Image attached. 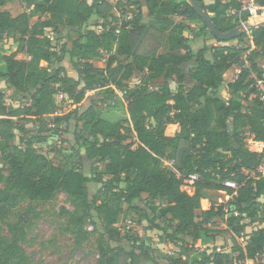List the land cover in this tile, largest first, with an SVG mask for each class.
<instances>
[{
	"label": "trees",
	"instance_id": "obj_1",
	"mask_svg": "<svg viewBox=\"0 0 264 264\" xmlns=\"http://www.w3.org/2000/svg\"><path fill=\"white\" fill-rule=\"evenodd\" d=\"M197 1L222 33L250 20L241 12L244 0ZM8 2L0 0V35L11 34L18 50L2 58L1 79L27 104L7 107L0 94V264H28L23 245L32 204L49 203L58 193L66 194L74 207L73 212L63 208L60 215L78 246L91 236L86 225L100 221L98 264L154 262L149 240L121 228L124 212H144L137 205L143 196L156 214L149 218L143 213L150 222L147 231L162 232L165 242H186L168 257L170 264H235L264 253V227L245 234L248 226L264 224V147L250 144L264 143V104L253 87L254 77L264 75L263 26L223 42L187 0H118L115 6L107 0H27L29 10L16 17L2 10ZM256 2L264 6V0ZM125 5L131 16L120 21L115 12ZM190 24L201 27L192 30ZM187 31L192 37L184 35ZM48 32L66 39L60 51ZM208 37L219 47L209 46ZM251 48L245 67L243 58ZM105 53L106 67L96 68L92 61ZM21 54L24 60L17 59ZM236 67L240 74L228 85L231 99L226 102L219 96L225 75ZM136 74L144 77L132 88L129 82ZM159 81L162 86L152 89ZM97 88L96 97H89ZM58 93L67 97L61 115H56ZM119 103L125 104V117L112 113ZM103 105L112 109L102 112ZM73 119L81 125L75 138L93 164L91 177L70 162L73 155L59 151L67 158L62 166L37 150ZM30 124L39 125L37 135L26 129ZM52 124L56 128L43 135ZM17 132L22 134L18 145ZM168 160L174 161V170ZM192 176L198 179L190 194L185 182ZM227 181L239 188L225 186ZM90 183L99 187L92 198ZM212 192L225 193L226 202L216 205ZM207 198L212 207L204 211ZM24 203L25 214L11 222ZM214 218L232 234L233 253L194 248L199 240L204 245L213 240L207 226ZM124 241L129 248L122 246Z\"/></svg>",
	"mask_w": 264,
	"mask_h": 264
},
{
	"label": "rangeland",
	"instance_id": "obj_2",
	"mask_svg": "<svg viewBox=\"0 0 264 264\" xmlns=\"http://www.w3.org/2000/svg\"><path fill=\"white\" fill-rule=\"evenodd\" d=\"M92 2L93 0H87ZM112 3L113 6L116 5L118 0H107ZM125 0H122V3ZM124 4V3H123ZM4 11H8L12 14V16L16 17L26 11L29 10L27 0H9L7 5L2 9ZM116 17L122 21L124 18H129L131 16V9L127 7V5L121 7L115 12ZM34 19L33 21H35ZM200 28L201 26H197ZM197 28V29H198ZM51 37L54 38L53 46L57 51L65 45L66 39L60 35H52L51 32L47 33ZM189 36V34H186ZM73 39L77 38V34L71 33ZM192 37V35H191ZM212 43H216V41L211 38ZM18 50V47L15 45L12 35L9 33L0 35V94L6 96V106H18L25 105L27 102L20 96L15 98L14 89L9 87L5 82L1 79V73L3 71L4 63L2 58L4 56L11 55ZM161 52L165 51V48L160 50ZM18 60H24L25 55L21 54L17 57ZM108 59V54H104L103 57L99 59H94L92 63L98 69H104L106 67V61ZM264 64V62H263ZM66 66L68 72L71 76L77 78V73L69 64V61H66ZM264 66V65H263ZM52 69V67H51ZM240 70L237 67L233 68V70ZM232 70V69H231ZM234 72L232 74L225 75L226 85L223 91L220 93V98L226 102L231 99V92L229 90L228 85L232 83L231 81L234 79ZM238 72L237 74H239ZM238 76V75H237ZM142 74H136L135 77L129 82L132 88L139 86L143 80ZM163 81H159L152 86V89H156L161 87ZM173 89L177 87L175 83H171ZM188 86H191L192 83L189 81ZM100 88H97L94 91L89 92V97H96ZM67 97L64 100L66 101ZM124 103H119L118 106L113 108V115L125 117L124 112ZM87 103L82 104L81 109H85ZM68 107V106H67ZM72 109L74 106L71 107ZM109 109L106 105L101 106L100 111L107 112ZM64 110V109H63ZM26 129L29 131L31 135H37L39 132V125H26ZM79 127L77 126L76 121L73 119L69 127L66 129L65 125L60 130V133L54 137H51L50 141L45 145H38L37 150L45 154L47 157L52 159L55 165L66 164V159L64 156L60 155L59 151H64L66 156L73 155V158L69 159L72 164H74L77 169L82 171L87 176L91 177L93 174V164L89 162L85 158V150L81 147V142L77 141L75 138V132L79 133ZM46 131L43 135L47 134L48 129L51 128V125H48L45 128ZM51 132H48L50 135ZM22 134L17 132V139L15 144L18 145L20 143V138ZM82 157V162H79V157ZM0 166H3V163L0 161ZM90 197H94L99 187L90 183L88 185ZM186 188L190 194L195 192L194 184L188 183ZM212 198L216 200V205H220L227 200V195L222 192H212ZM157 205H161L160 201L156 202ZM33 209L30 211V215L28 218L29 221V230H28V238L24 243L23 248L25 249L26 254L29 257L28 264H98L100 259V254L97 248L96 238L102 232L103 228L99 220L96 218V224L89 223L86 225V231L90 233L89 240L85 241L82 246H78L75 242L74 236L67 231V222L64 220L60 213L63 208L67 209L70 212L74 211V207L71 204L68 196L64 193H58L56 198L49 203H35L32 204ZM141 210L144 212L136 213L131 211L124 212L120 217L121 228L122 230H130L132 231L133 236H140L145 240H149L148 244L152 247L151 255L154 258V262L151 264H170L168 257L170 253H177L181 250V248L186 246V242H165L164 238H162L163 233L157 230L147 231V227L150 226L149 218L156 216L151 211L150 200L147 196H143V198L137 204ZM28 207V203L22 204L17 210L14 211V214L10 218L11 222H16L19 218L18 214H25ZM219 206H214V209H217ZM206 208L211 209V205L207 204V201H202V209L207 210ZM126 209V208H125ZM145 213L149 218H144ZM200 216V212L198 213ZM165 225H169V222H164ZM264 227V224H254L250 225L246 228L245 234L252 232L253 230H257ZM209 230V235L213 240L208 243L209 245H205L202 242L203 249H208L207 251L212 252L216 251H232L235 246L234 239L232 234L227 230V227L222 223V221L218 218H214L212 222L207 226ZM174 229V226L172 227ZM94 231H97V235H93ZM5 235H8V231L6 227H4ZM244 234V235H245ZM200 243V240L198 241ZM115 246V244H113ZM122 246L124 248H129V243L124 241L122 242ZM207 246V247H206ZM235 255H237L235 253Z\"/></svg>",
	"mask_w": 264,
	"mask_h": 264
},
{
	"label": "built area",
	"instance_id": "obj_3",
	"mask_svg": "<svg viewBox=\"0 0 264 264\" xmlns=\"http://www.w3.org/2000/svg\"><path fill=\"white\" fill-rule=\"evenodd\" d=\"M241 12L248 13L250 16V20H253V21L264 18V6L258 4L256 2V0H244L243 4H242ZM244 24L245 23H242V25H244ZM51 33H52V35H54L53 32H51ZM47 38H49L51 41L54 40V38L48 34H47ZM214 47L215 48L219 47L218 42L214 45ZM252 49L253 48H251L249 51H247L244 55L243 59L245 61V67H249L247 57H248V54L250 53V51ZM254 79H255V84L253 85V87L256 89L255 97H257L259 99V101H261L264 104V75H263L262 79H257L255 77H254ZM116 94L119 98L125 97V92L116 90ZM65 98H66V95L63 93H58L56 95V101H57V106H58V110L56 112V115L62 114L63 109H64ZM51 128H56V125L52 124ZM250 144L255 146V147H262V148L264 147V143L250 142ZM167 165H168V168L174 170V161L173 160H168ZM261 171H263V169ZM197 179H198V176H192L190 178V180L186 181L185 182V189L188 191V189L186 188L187 184L188 183L194 184V182ZM225 186L232 188V189H238L239 188L238 184L234 181L225 182ZM128 230H130V228H128ZM201 243H202V241L200 240V243H197L194 248L197 250H200V251H204L203 245ZM219 252H222V251H219ZM225 252H228V251H225ZM231 252L229 251L228 253H231ZM172 254H174V253H170V255H172ZM236 257H237V255H234V258H236ZM235 264H264V253L257 255L253 259H248L245 261L235 260Z\"/></svg>",
	"mask_w": 264,
	"mask_h": 264
},
{
	"label": "water",
	"instance_id": "obj_4",
	"mask_svg": "<svg viewBox=\"0 0 264 264\" xmlns=\"http://www.w3.org/2000/svg\"><path fill=\"white\" fill-rule=\"evenodd\" d=\"M190 2L193 10L198 14V16L202 19V21L205 23L208 31L212 33V35L217 38L219 41L223 42H229L233 41L237 38H239L244 32L248 31L251 28H256L263 26L264 27V18H261L259 20H249L244 25H241L237 29H234L232 31L222 33L220 32L213 21L211 20L208 13L204 11L202 6L197 0H187Z\"/></svg>",
	"mask_w": 264,
	"mask_h": 264
},
{
	"label": "crops",
	"instance_id": "obj_5",
	"mask_svg": "<svg viewBox=\"0 0 264 264\" xmlns=\"http://www.w3.org/2000/svg\"><path fill=\"white\" fill-rule=\"evenodd\" d=\"M111 4H112V3H111ZM178 20H180V19H178ZM190 26H191V29H192V30H197V26H198L197 24H190ZM187 33L189 34V36L186 35ZM184 35H185L186 37H191L192 34H191L190 32L187 31V32H185ZM211 38H212V37H208V38L206 39V42L209 44V46H214L217 42L214 43V44H211V43H212ZM202 44H203L202 41L198 42V44L195 45V48L198 49L199 47H201ZM164 48H165V47H164ZM263 68H264V66H263ZM238 69H239V68H238ZM232 71L234 72V73H233V74H234V79H233L231 82L233 83V82H235V81L237 80V78H238L237 75L240 74V73H239V74H237V73L240 72V70H236V69L233 70V69H232V70H230V71L228 72V74H230V73L232 74ZM228 74H227V75H228ZM202 201H207V204H208V205H211V207H212V202H211V199H210V198L204 199V200H202ZM206 209H207V210H210V208H206ZM207 210H204V211H207ZM207 245H209V244H207ZM206 247H207V246H206ZM207 250H208V249L206 248L204 251H207ZM208 252H210V251H208Z\"/></svg>",
	"mask_w": 264,
	"mask_h": 264
}]
</instances>
